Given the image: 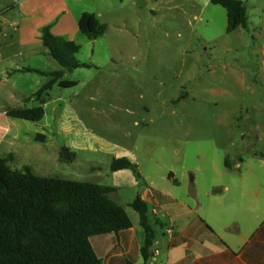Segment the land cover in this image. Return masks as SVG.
Listing matches in <instances>:
<instances>
[{
	"label": "rangeland",
	"instance_id": "1",
	"mask_svg": "<svg viewBox=\"0 0 264 264\" xmlns=\"http://www.w3.org/2000/svg\"><path fill=\"white\" fill-rule=\"evenodd\" d=\"M241 1L247 26L227 33V11L211 0H68L61 38L79 45L77 60L91 67L70 72L67 79L80 85L61 90L90 133L80 134L72 163L61 160L68 140L55 131L54 140L13 146L11 167L112 185L118 145L166 195L190 196L189 223L238 251L264 221V0ZM84 13L106 26L104 36L90 40L79 32ZM170 173L182 187L166 181ZM117 193L110 197L143 232L131 206L140 190L123 186ZM148 219L168 246V212L154 215L149 206Z\"/></svg>",
	"mask_w": 264,
	"mask_h": 264
},
{
	"label": "crops",
	"instance_id": "2",
	"mask_svg": "<svg viewBox=\"0 0 264 264\" xmlns=\"http://www.w3.org/2000/svg\"><path fill=\"white\" fill-rule=\"evenodd\" d=\"M69 17L68 0H0V156H11L13 161L15 157L11 148L15 146L22 150L28 143L38 142V134L45 136L41 142L45 143L51 138L54 140L57 131L67 137L66 146L72 149L80 147V134L90 133L61 90L66 89L60 86L61 81L80 85V82L67 79L70 72H66L59 82L39 98L35 96L52 79L48 73L64 70L44 46L42 30L51 26L54 36H65L68 33ZM41 100L44 101L45 116L40 123L7 115L11 109L37 107ZM72 120L73 125L70 124ZM115 147L121 150L114 158H128L135 163L129 150L118 145ZM140 175L141 178L137 179L130 170L111 172L113 183L107 186L116 188L112 194H118V189L123 186L139 189L140 193L134 200L140 198L148 208L152 206L154 215H158L159 211H166L170 215L173 225L164 231L169 238L168 246H164V240L154 229L156 238L149 264L264 263V258H251L253 249L264 245V235L257 236L264 221L249 237L242 239V247L235 251L208 228L187 221L191 212L188 202L190 196L180 199L170 197L160 189L163 185L154 177L141 172ZM162 180L165 181V176ZM166 181H172L175 187L183 186L173 173L166 176ZM155 224L163 227L164 221L158 217ZM145 238L144 229L138 232L133 225L128 232L120 235L95 237L92 244L104 264H126L128 260L144 264L141 248ZM231 241L237 240L232 238Z\"/></svg>",
	"mask_w": 264,
	"mask_h": 264
},
{
	"label": "trees",
	"instance_id": "3",
	"mask_svg": "<svg viewBox=\"0 0 264 264\" xmlns=\"http://www.w3.org/2000/svg\"><path fill=\"white\" fill-rule=\"evenodd\" d=\"M211 2L227 11V33L247 26L248 9L243 1ZM50 29L51 26H47L42 30L43 44L64 70L47 74L52 79L36 93L37 98L59 82L66 72L91 67L77 60L79 45L54 36ZM78 29L90 40L104 36L107 30L91 13L81 15ZM60 86L73 88L77 83L61 81ZM43 104L41 100L37 107L11 109L7 115L40 123L45 116ZM36 140L43 142L45 136L38 134ZM60 158L63 162L72 163L77 153L62 146ZM11 162V156H0V264H104L92 240L95 237L120 235L133 227L124 207L110 197L116 188L93 182L40 176L29 166L14 169ZM227 166L230 168L229 162ZM110 170H130L137 179L141 178L138 165L128 158H114ZM131 206L139 213L140 225L146 234L141 254L144 264H149L156 238V232L148 219L149 208L140 198ZM260 234L264 235V223L257 236ZM251 258L263 259L264 245L253 249ZM126 264L135 262L128 260Z\"/></svg>",
	"mask_w": 264,
	"mask_h": 264
}]
</instances>
